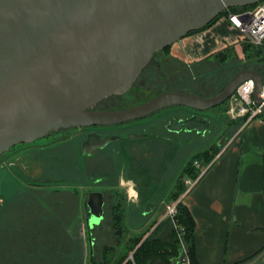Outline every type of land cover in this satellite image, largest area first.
<instances>
[{
  "label": "water",
  "instance_id": "obj_1",
  "mask_svg": "<svg viewBox=\"0 0 264 264\" xmlns=\"http://www.w3.org/2000/svg\"><path fill=\"white\" fill-rule=\"evenodd\" d=\"M256 1L0 0V154L60 128L124 122L171 105L209 109L249 78L261 104L263 76L245 68L215 95L171 89L130 107L93 109L125 93L156 51L208 24L226 7ZM185 123L203 131L210 126L197 114ZM123 138L99 136L98 144ZM103 203L101 191H90V224L102 218Z\"/></svg>",
  "mask_w": 264,
  "mask_h": 264
},
{
  "label": "rangeland",
  "instance_id": "obj_2",
  "mask_svg": "<svg viewBox=\"0 0 264 264\" xmlns=\"http://www.w3.org/2000/svg\"><path fill=\"white\" fill-rule=\"evenodd\" d=\"M223 17L225 16L222 15L220 18H218V21L221 22ZM219 25H221V23H219ZM219 30L224 31L225 28L222 27L219 28ZM225 34L227 36H230L228 32ZM240 42L241 44L238 45V48L234 46L235 49L232 50V53H238L241 58L240 62H238V65H241L244 62L243 51L245 50L244 47L246 42L248 41L241 37ZM229 48H231V46ZM220 50L221 49L217 51L219 52ZM217 51L210 54L212 55L210 57L215 59V57L217 56H215V54H217ZM261 55L256 56L252 59L246 57L248 61H251L247 64L249 66H259L264 61L260 60L263 59L262 57H264V54ZM221 58L223 61H225L226 59L228 60L226 55L225 57L221 56ZM229 64L231 63L229 62L228 65H224L225 70H223V65H221L220 70H222V72L217 78L219 81H221L222 77L226 79L229 78L232 74V68L229 67ZM244 65L245 64H243V66ZM161 74L163 73L161 72ZM137 82L138 86L141 85L142 87H133L135 86V84H132L131 87L125 93L111 95L100 101L97 105L99 107L113 109L130 107L136 104H140L148 100L150 97H153L154 95H156V93H158V90H160V87L162 86L159 81H157L155 85L151 84L150 86H143L141 83H139L141 82V79H138L136 83ZM220 84L221 82H218L216 84H210L208 81H206L205 85H202L203 87L201 89L207 92H217L220 88ZM179 107L183 106L171 105L160 109L159 112L151 113L147 116L140 117L127 122L109 125L107 128L109 133L118 135H125L126 133L130 132H143L148 129V125L155 124L159 113L175 108L179 109ZM186 109L190 108L186 107ZM197 112L201 115H207L209 113L216 123L218 122L221 124V127H223V131L232 128L237 129V127H234V125L232 124L233 121H230L231 118L228 117L225 113V104L223 103L213 106L209 109L200 110ZM223 131L214 130L210 136L200 135L199 145H197L196 143H194L193 145L189 142L184 143L185 146H187L186 150L184 151L185 153L182 156H178V160H176L169 166V172L166 171L170 173L169 175L167 173L164 176H161V184L158 188L159 192H161L163 190L162 188L165 187L164 193H162L161 195L166 196L165 194L168 193L170 190V187L166 186L167 183L170 184L174 179L177 178V175L183 170L184 163L182 162V158H184L185 161L190 159L192 157L191 154L207 150L206 147L209 146L211 143H218V145H222L225 142V138H223L222 136L224 133ZM187 138L188 136H186L184 139ZM50 139L51 136H42L31 142H22L16 144L12 146L9 150L0 154V211L5 212L4 215H0V254L9 251L10 256L8 264H90L94 262L96 264H100L99 260L100 258H103V256L100 253H96L95 255L93 254V252L100 247V241L97 239L96 236H93L91 234L92 229L95 227V225H100L102 218L98 223H87L85 214L87 209L83 207V204L81 202L78 203L77 201H74L73 204L66 205L65 208H60L58 206H54V204L46 202H43L40 206L39 204H25V202L21 200V198L28 199L29 194L33 196L35 195V193L33 192L34 190L32 192L28 190L26 184L29 178L34 177L35 175L37 176V174L40 172V169H37L38 167L35 166L29 167V164H32L29 163L31 160H14H16V158L20 156V152L24 148L28 147L29 151H39V147L43 146L44 144H47ZM126 143L127 142L122 143V141H113L111 144V147L113 148L112 153L114 166L118 167L121 171L119 174L120 177L117 176L118 173L113 174V176H115V179L112 184L117 185L120 193H126L128 195L126 202L122 205L123 209L121 210L123 211V214H126V218L122 221L123 230L122 233L119 234V238L117 241V243L119 244L116 243V255H114V253L110 254L111 257L114 255L112 259L116 258L119 252L124 251V243L130 237L142 235V239H144L148 235H150L151 232V229L146 231L149 228V223L137 227V224L142 220V218H145V216H142L141 213L139 214L141 208L140 206L138 207L137 205H135L133 202L137 199V191L132 188V182L134 179L129 176V165L131 164V161L128 158V155H126L128 154L126 153V149L123 148V146H126ZM121 147L123 151H121ZM214 147H212L210 150L211 152L209 153V155L211 156H203L199 158L200 160L197 159L196 161H198L199 163H204L207 162L212 156H215V153L217 152V150H219V147ZM24 164L26 165V168H24L26 170L22 168ZM17 169H22L23 172L25 171L27 174H22ZM188 173V171L183 172V179L186 176H189L187 175ZM172 174H174V176ZM100 187H105V185L99 186L92 184L87 186L86 188L95 189ZM37 193L38 192H36V195H38ZM40 196L46 200L47 198H49L46 197V195H44L43 193L40 194ZM172 200L173 199L166 200V198L164 197L162 205H157L155 212L150 216V218L156 219L168 216V214L166 213L167 205L172 203ZM130 206L131 208H129ZM63 211L65 212L66 218H63L61 216L63 214ZM27 212L30 213L28 214ZM67 213L68 215L66 216ZM26 215H29L31 219L26 218L28 217ZM23 218H26L27 220L24 221ZM27 221H29V223L26 224ZM151 221L153 220H150L149 222ZM25 225H29V230L26 229ZM50 225L59 226V233H57V229L55 228L53 233L46 234L44 236L40 235V231L35 230V228L40 227L48 229ZM7 226H11V231L9 235L12 240L10 239L7 233ZM94 231L98 233V228H94ZM32 232L34 233L29 234ZM110 236L114 235L111 234L109 236H106V241L111 238ZM104 237L103 239H105ZM41 239H44V241H41ZM0 264H2V260ZM109 264H113L112 260L111 262H109Z\"/></svg>",
  "mask_w": 264,
  "mask_h": 264
},
{
  "label": "trees",
  "instance_id": "obj_3",
  "mask_svg": "<svg viewBox=\"0 0 264 264\" xmlns=\"http://www.w3.org/2000/svg\"><path fill=\"white\" fill-rule=\"evenodd\" d=\"M254 4L256 3L232 5L229 6V10L236 11L239 9L249 8ZM229 10L228 9L223 10L217 17H215L208 24L200 28L191 30L187 34L198 31L200 29L204 30L208 28L214 22H216L218 18H220L222 15H226ZM230 46L231 48H229ZM234 46L235 45H228L222 48L219 52L217 51V54H215V56L217 55L215 59L210 57L212 55H209L198 60L197 62H194L191 65V67L185 66L183 70L174 71L171 70L172 67L169 66L166 62L167 56L169 55V51L171 48V45H168L167 47L160 49L153 54L150 62L143 69L142 72L143 74L141 73L136 81H138V79H141V82L139 83H141L143 86L147 85V83L145 82H149L152 85L153 84L155 85V83L159 81L162 86L160 87V90H158V93L161 92V90L163 91L165 89L168 90L172 89V90H188L196 94L211 96L222 91L226 86L228 80L232 77V75L241 69H245V68L255 69L259 71V73L263 76L264 79V65H263L264 57H262L263 59H260L263 61V63L260 64L259 66H249L247 64L251 62L248 61L247 58L252 59L256 56H260L261 54H264V52H262L264 51V43L261 45H256L251 42H246L244 47L245 50L243 51L244 62L241 65H238V62H240L241 59L239 54L236 52L232 53V50L235 49ZM225 55L227 56L228 60L226 59L225 61H223L221 56L225 57ZM221 60L224 62V64ZM229 62L231 63L229 64V67L232 68V74L230 75L229 78L225 79L222 77L221 81H219L217 78L219 74L222 72V70H220L221 65H223V70H225L224 65L225 64L228 65ZM243 64L245 65L243 66ZM155 65H158L161 68L156 70ZM161 72L163 74H161ZM161 78H165L167 80V86L166 85L164 86L162 84ZM136 81L133 83V85L135 84V86L133 87H137V88L142 87L141 85L138 86V82L136 83ZM206 81H208L210 84H216L218 82H221L220 88L218 89L217 92L203 91L201 88L205 85ZM151 84L147 86H150ZM227 102L228 100H225L223 102V104H225V109L227 108ZM101 108H105V107H101ZM109 109H113V108H109ZM261 116L264 117V114H261ZM230 121H233L232 124L234 125V127L236 126L238 128L239 126H242V124H244L245 117L231 119ZM214 123L216 122L213 120V124H212L213 127H214ZM233 130L236 129L233 128L227 129L228 137L232 135ZM47 134H49V132ZM63 140L61 139L60 142L56 145L39 148V151L36 150L31 151L34 155V158L41 159L44 162V166L42 170L37 174V176L35 175L34 177L28 179L26 184L27 189L30 190L31 192L34 190L33 192L35 193V195L33 196L29 194L28 199L21 198V200L25 202V204H37V205L39 204L40 206L43 202H46V203L54 204V206H58L60 208L61 207L65 208L66 205L73 204L74 201H77L78 203L81 202L82 204L84 203L82 198L83 194L81 192L82 186L86 188L87 186L92 184L94 185L101 184V185H105V187L115 186V188H117V185L112 184L115 179V176L113 175L109 176L110 181L105 180V177L107 178V176H105L104 179H102L105 181L99 183L97 181H93L92 180L93 178L98 177L97 174L93 176H91L90 173L87 174L85 170L86 166L82 164L83 159L81 157L80 152H77L70 144H67V142ZM221 146L222 145H218V143H216L212 147L214 148L219 147L220 150ZM210 150L208 151L203 150V152H197V153L195 152L191 154L192 157L186 161L184 158H182V162L185 161L184 168L181 171V174L178 180L176 181L175 186L171 188L167 193V195L165 196L166 200L167 199H173L172 201L178 200V198L186 188L185 184H183V172L188 171L189 173L187 175L191 177H196L200 172V168L197 167L194 164V162L203 156L205 157L211 156L209 155V153L211 152ZM219 150H217L216 153H218ZM215 156H212L211 158L209 157L210 159L207 162L201 164L206 166L209 163H212V160ZM129 168H128V170L130 171L129 176H131L133 179H136V174L133 172L132 169V163L129 165ZM17 170L23 174L22 169L20 170L17 169ZM115 170L116 171H114L113 174L118 173L117 176L120 177L119 176L121 172L120 169L116 167ZM88 190L90 189L87 188V191ZM103 190H106V188H104ZM36 192H38L37 193L38 195H36ZM42 193L49 198H47V200L43 199L40 196V194ZM140 194L142 195L141 200H143L145 198V195L147 194V191L146 192L141 191ZM86 197H87V192L84 193V199H86ZM84 204L83 207L85 206L84 208H86L88 212L89 208L87 204L85 205ZM122 209L123 206L121 204L120 206L113 207L111 209V213H109V215L113 216L117 220L116 221L117 224H114V228H110L109 230L106 231V229L104 228L106 224L101 229V223H100V225H95L94 227V228L96 227L98 228V233L94 231V228L92 229L91 235L96 236L97 239L100 241V247L93 252L94 255L96 253L98 254L100 253L103 256V258H100L99 260L100 264H109L111 260L113 264H179L178 261L183 253V245L186 248V254L190 260V264H199L195 255V247H194V232L196 228V221L193 215L191 214L190 209L185 203L182 202V200L178 201L177 211L174 214V216H170V215L165 216L158 224L157 228L144 239H142L143 238L142 235L136 237H130L124 243L125 244L124 251L119 252L118 256L112 259V257L116 255L115 252L117 246L116 243L118 241L119 234H121L123 230L122 221L125 219V214H123V211H121ZM4 213H5L4 211H0L1 216L2 214L4 215ZM27 213L29 214L30 212ZM62 213L63 214L61 216L63 218H66L65 212L63 211ZM67 215L68 213L66 214V216ZM26 216H25L26 218L31 219L29 215ZM26 218H23V220L26 221L27 220ZM156 222L157 220L154 221V223ZM27 223H29V221H27L26 224ZM25 226L26 229L29 230L28 228L29 225H25ZM150 226L146 231L150 229ZM58 227L59 226L56 225H50L48 229L40 227V228H35V230L40 231V235L45 236L46 234L53 233L55 228L57 229L56 230L57 233H59ZM6 230L9 235L11 231V226L9 227L7 226ZM34 232L29 234H33ZM111 234H113L114 236H110L111 238L108 241H106V236H109ZM103 237L105 239H103ZM10 239L12 240L11 237ZM41 241H44V239H41ZM263 249L264 247H262L259 251H257V253H255L251 257L242 259L240 261H236L233 264H245L248 260L256 256ZM131 252H133L134 259H128V256ZM111 253H114L112 257L110 256ZM90 264H96V263L94 262Z\"/></svg>",
  "mask_w": 264,
  "mask_h": 264
},
{
  "label": "crops",
  "instance_id": "obj_4",
  "mask_svg": "<svg viewBox=\"0 0 264 264\" xmlns=\"http://www.w3.org/2000/svg\"><path fill=\"white\" fill-rule=\"evenodd\" d=\"M218 22L170 44L166 62L171 70L191 67L228 45L238 48V31L225 17L221 25ZM222 27L224 31L219 30ZM207 120L213 127L209 113ZM213 129L223 131L218 122ZM179 199L196 221L194 247L199 264H233L264 247V117L233 130L211 165L190 189H184ZM150 216L142 220H154ZM9 256V251L1 253L0 263L2 260V264H8ZM245 264H264V249Z\"/></svg>",
  "mask_w": 264,
  "mask_h": 264
},
{
  "label": "flooded vegetation",
  "instance_id": "obj_5",
  "mask_svg": "<svg viewBox=\"0 0 264 264\" xmlns=\"http://www.w3.org/2000/svg\"><path fill=\"white\" fill-rule=\"evenodd\" d=\"M155 68L156 70H158L161 67L155 65ZM161 80H162V84L164 86L165 85L167 86V80L165 78H161ZM145 83H147V85L151 84L149 82H145ZM93 109L103 110L109 108H101L98 105H96L95 107H93ZM197 111L200 110H196L193 108L186 109L185 106L179 107V109L175 108V109L167 110L165 112L159 113L155 124L148 125V129L146 131L137 132V133L130 132L127 133L125 136L120 135L123 136L124 138L118 140H112L102 146L98 144L100 142L98 137L99 136L104 137L106 135H111V136L118 135V134L109 133L107 127L109 125L119 124L122 122L114 123V124L93 123L90 125H77V126L75 125V126H70L68 128H60L49 132V134L47 135L51 136L50 141L47 143V145L44 144L39 148L56 145L60 142L61 139L62 140L64 139L63 141L67 142V144H70L77 152H80L81 157L83 159L82 164L86 166L85 170L87 174L90 173L91 176L97 174L98 177L93 178L92 180L97 181L99 183L105 180L110 181L109 176L113 175V172L116 171L115 170L116 167L114 166V162H113V153H112L113 148L111 147L112 142L113 141H122V143L127 142L126 146H123V148L126 149V153H128L126 155H128V158L132 163L133 172L136 174V179H134L132 182L133 183L132 188L137 191V196H136L137 199L133 202L135 204H139L141 208L139 214L141 213L142 216H145L146 218L149 217L152 213H154L158 204L162 205L164 196L161 194L164 193L165 187H163L162 188L163 190L159 192L158 188L161 184L160 183L161 176L167 174L169 172L168 171L169 166L173 162L178 160V156H182L185 153L184 151L186 150L187 146H185L184 143L189 142L192 143L193 145L194 143L199 145L200 135L210 136L214 131L211 125L207 128L206 131L198 130L197 128H193V129L189 128V125L185 123L186 118L195 114L203 116L205 118L208 117V114L201 115ZM155 112H159V110ZM182 121H184V123ZM223 132L224 134L222 136L223 138L226 139L228 137L227 129ZM186 136H188V138L184 139ZM125 137H130V138H125ZM213 144L215 143H211L209 146L206 147V149L210 150ZM28 149H29L28 147L24 148L20 152V156L17 157L16 160L14 161H18V160L24 161V159H27L28 161L31 160L29 163L32 164H29V167L35 166L38 167L37 169H40L41 171L44 166V162L41 159L34 158L33 153ZM121 151H123L122 147H121ZM183 163L185 164L184 161ZM25 166L26 165L24 164L22 168L23 169L26 168ZM23 173L26 172L24 171ZM169 174L170 173H168V175ZM180 174L181 172L177 175L176 179H174L170 184L167 183L166 186L170 187V189L173 188ZM172 175L174 176V174ZM105 176H107V178ZM104 177L105 180H102L104 179ZM183 181L185 182V178L183 179ZM99 186H101V184ZM81 188H82L81 192L83 194L82 198L84 203L87 204V206H88V195L90 191H101L103 193L104 203H103V216L101 220V229L103 228L104 224H106L104 227L106 231L109 230L110 228H114V224H117L116 223L117 220L113 216L109 215V213H111V209L113 207L120 206L121 204L123 205V203L126 202L128 195L126 193L124 194L120 193L119 190L117 189L118 187L115 188V186L100 187V188L90 189L88 191L87 188L83 186ZM104 188H106V190H103ZM141 191L144 192L147 191V194L146 195L144 194L145 198L143 200H141L142 198V195L140 194ZM86 192H87V197L86 199H84V193ZM153 195H157V196H153ZM85 214H86V221L89 223L91 213L89 210L88 212L86 210ZM125 218H126V214H125ZM162 219L163 218H156L151 222H149L148 219L146 221L141 220L137 224V227L149 223V226L152 225L150 226L152 232L157 228L158 224L161 222ZM156 220L157 222L154 223V221Z\"/></svg>",
  "mask_w": 264,
  "mask_h": 264
},
{
  "label": "built area",
  "instance_id": "obj_6",
  "mask_svg": "<svg viewBox=\"0 0 264 264\" xmlns=\"http://www.w3.org/2000/svg\"><path fill=\"white\" fill-rule=\"evenodd\" d=\"M260 1L261 0L254 2L256 4L249 8L236 11H231L229 10V7H226L225 9H228L229 11L224 15L243 39H247L256 45L264 43V1ZM254 89L255 81L253 78L246 79L238 85L235 92L227 99L228 102L225 113L228 117L231 119L245 117V122H248L249 120L258 118L263 114L262 105L264 104V89L261 94V104H259L254 97ZM210 164L211 163L203 166L198 161H195V165L200 168V172L196 177H185L184 183L187 190L195 184ZM179 200L172 201V203L167 205L166 213L168 215L174 216L177 211V203ZM183 253L184 256L179 264H190L184 245ZM128 259H134L133 252L129 254Z\"/></svg>",
  "mask_w": 264,
  "mask_h": 264
}]
</instances>
